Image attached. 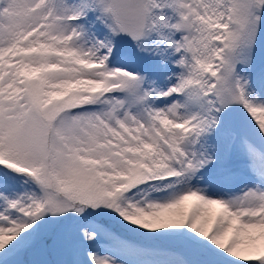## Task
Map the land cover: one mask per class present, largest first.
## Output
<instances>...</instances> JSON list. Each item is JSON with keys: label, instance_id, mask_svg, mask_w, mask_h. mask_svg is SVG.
<instances>
[{"label": "snow or ice", "instance_id": "snow-or-ice-1", "mask_svg": "<svg viewBox=\"0 0 264 264\" xmlns=\"http://www.w3.org/2000/svg\"><path fill=\"white\" fill-rule=\"evenodd\" d=\"M0 264H264V0H0Z\"/></svg>", "mask_w": 264, "mask_h": 264}]
</instances>
